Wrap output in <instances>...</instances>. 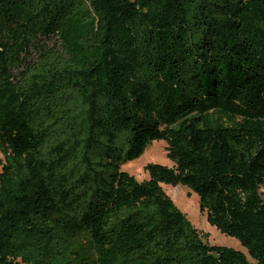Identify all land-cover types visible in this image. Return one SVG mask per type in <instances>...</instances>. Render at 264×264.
<instances>
[{
	"label": "trees",
	"instance_id": "16d2710c",
	"mask_svg": "<svg viewBox=\"0 0 264 264\" xmlns=\"http://www.w3.org/2000/svg\"><path fill=\"white\" fill-rule=\"evenodd\" d=\"M0 152V264H264V0H0Z\"/></svg>",
	"mask_w": 264,
	"mask_h": 264
},
{
	"label": "rangeland",
	"instance_id": "374dc122",
	"mask_svg": "<svg viewBox=\"0 0 264 264\" xmlns=\"http://www.w3.org/2000/svg\"><path fill=\"white\" fill-rule=\"evenodd\" d=\"M54 39L43 38L41 43L52 46ZM167 142L163 139L151 141L144 149L143 153L136 159L130 160L121 165V169L133 175L137 181L141 182L149 178L145 169L147 163H159L168 167L174 165V161L166 154ZM3 156L0 152V169ZM163 191L173 200L176 206L187 216L194 227L209 244L231 247L242 251L247 259L254 263L248 255L247 250L240 242L229 235L221 233L215 226L206 219V212L200 210L198 195L186 185L161 183Z\"/></svg>",
	"mask_w": 264,
	"mask_h": 264
}]
</instances>
